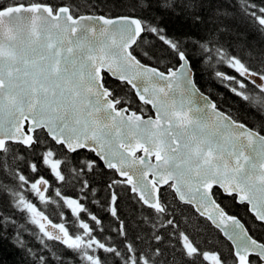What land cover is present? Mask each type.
<instances>
[{
    "label": "snow or ice",
    "instance_id": "6c2138e0",
    "mask_svg": "<svg viewBox=\"0 0 264 264\" xmlns=\"http://www.w3.org/2000/svg\"><path fill=\"white\" fill-rule=\"evenodd\" d=\"M237 15L264 37V0H0V242L25 264H264V48L224 42Z\"/></svg>",
    "mask_w": 264,
    "mask_h": 264
},
{
    "label": "trees",
    "instance_id": "16d2710c",
    "mask_svg": "<svg viewBox=\"0 0 264 264\" xmlns=\"http://www.w3.org/2000/svg\"><path fill=\"white\" fill-rule=\"evenodd\" d=\"M225 23L231 29V34H228L225 38L224 42L226 44H231L234 40L238 39L242 43L250 44L254 47V49L258 50L260 48H264V37H261L259 33H257L255 29L246 21H244L243 18L239 15H237L235 19L229 18L225 21ZM161 26L167 29V32L170 36H192L193 38H197L199 34V28L193 26L190 20L183 16L176 17L170 14L165 15L161 20ZM161 47L162 46L159 45V42H156V48L153 49V51H156ZM145 50H147V48H145ZM195 51L196 50L193 49L194 53ZM162 58L165 60L167 59V57ZM161 67L163 68V65ZM198 75L200 79L201 90L215 99L223 108H230L234 115L248 120L250 126L251 124L258 123L259 118L254 114L245 112L243 110L242 103L238 99L229 95L213 78L210 71H204ZM115 83V81H110V84L115 85ZM222 199H224V204L227 205L226 210L229 212V214L236 215L242 220V222H247L249 224L251 223L250 217L247 214L246 209L242 205H239L231 199ZM201 226L206 230L210 238L218 235V233L210 224H202ZM219 239L221 241L224 240L222 235L219 236ZM0 261H2L3 264H25L21 252H19L16 248H14L10 243L6 241L0 242Z\"/></svg>",
    "mask_w": 264,
    "mask_h": 264
},
{
    "label": "water",
    "instance_id": "95a60500",
    "mask_svg": "<svg viewBox=\"0 0 264 264\" xmlns=\"http://www.w3.org/2000/svg\"><path fill=\"white\" fill-rule=\"evenodd\" d=\"M214 228V226H212ZM223 237V236H222Z\"/></svg>",
    "mask_w": 264,
    "mask_h": 264
}]
</instances>
